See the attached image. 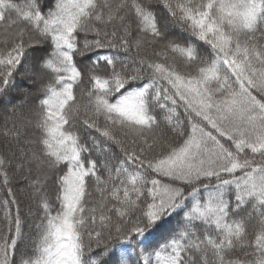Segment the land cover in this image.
Returning a JSON list of instances; mask_svg holds the SVG:
<instances>
[{
    "label": "snow or ice",
    "instance_id": "obj_1",
    "mask_svg": "<svg viewBox=\"0 0 264 264\" xmlns=\"http://www.w3.org/2000/svg\"><path fill=\"white\" fill-rule=\"evenodd\" d=\"M0 104V264H264V0H0Z\"/></svg>",
    "mask_w": 264,
    "mask_h": 264
},
{
    "label": "trees",
    "instance_id": "obj_2",
    "mask_svg": "<svg viewBox=\"0 0 264 264\" xmlns=\"http://www.w3.org/2000/svg\"><path fill=\"white\" fill-rule=\"evenodd\" d=\"M86 63V62H85ZM17 80V87L10 91L9 97L13 99V102H17L18 100L24 99V93L26 91L25 85L26 81L23 80L21 76L16 77ZM36 103L35 96L29 95L28 97V107H33ZM5 105L0 104V120H2V114L4 112ZM5 193L3 191H0V198H3ZM18 199L21 201V208L26 220L25 223V231H28V226L32 223V216L29 215V209L31 208L32 212L35 213V205L30 204V202L27 200V198L23 195L18 194ZM86 259H92L94 258L93 253L85 252Z\"/></svg>",
    "mask_w": 264,
    "mask_h": 264
}]
</instances>
